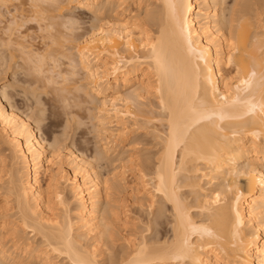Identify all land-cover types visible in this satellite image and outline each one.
I'll list each match as a JSON object with an SVG mask.
<instances>
[{"label": "bare ground", "instance_id": "bare-ground-1", "mask_svg": "<svg viewBox=\"0 0 264 264\" xmlns=\"http://www.w3.org/2000/svg\"><path fill=\"white\" fill-rule=\"evenodd\" d=\"M126 1L0 0V70L28 88L0 81V264H264V0ZM43 95L95 105L97 161L133 126L157 150L108 177L19 108Z\"/></svg>", "mask_w": 264, "mask_h": 264}, {"label": "rangeland", "instance_id": "rangeland-1", "mask_svg": "<svg viewBox=\"0 0 264 264\" xmlns=\"http://www.w3.org/2000/svg\"><path fill=\"white\" fill-rule=\"evenodd\" d=\"M134 1L135 0H127L121 7H126L127 5H130V4H133L134 3ZM233 0H227V2L228 3H231ZM17 2H15L14 1V3H12L11 2V4L9 3L8 5H6V7H7V9H12V8H14V5L16 4ZM5 7V6H4ZM2 8L1 7V9L3 10V11H6V7L5 8ZM89 15L90 14H88V13H86L85 14V19H86V22H85V29H88L89 30V28H90V25H91V28H92V26L93 25H98V24H100V22L98 21V20H96V21H98V22H94V21H92V19L89 17ZM5 16H6V18H7V16H8V14L6 13V15H4L3 17L4 18H2V20L3 19H5ZM88 18H90L91 20H89ZM7 20V19H6ZM88 22V23H87ZM94 22V23H93ZM3 23H5V21L3 22ZM31 25V26H30ZM27 27H32L31 28V30H29V32L31 33V31H32V35H36V36H38V32L39 33H41L40 31H38V26L36 25V23H30V24H28V25H26ZM26 28V27H25ZM25 28H23V30H25ZM33 29V30H32ZM35 31V33L36 34H33V32ZM38 44V43H37ZM17 58V57H16ZM15 58V59H16ZM18 59H20V58H17L16 60H14L13 59V62H11L10 64V66H14V64H16V61L18 60ZM17 65H19V63L17 62ZM16 65V66H17ZM2 66V65H1ZM5 67H6V65H4ZM9 67V68H6V69H8L6 72H5V67L4 68H2L1 70H0V75L1 74H3V72H5V74H3V76H1V77H3V78H1L0 77V81L1 80H4L5 82H8V83H10L11 85H13L12 84V82L14 83V87H13V91H15L16 90V92L18 91V92H20V91H22L21 89H27L28 90V88H26V85H24L23 83V78H24V74H23V68L22 67H20L21 69H18L17 67H19V66H14V67ZM3 67V66H2ZM16 67V68H15ZM21 70V71H20ZM3 71V72H2ZM2 72V73H1ZM7 73V74H6ZM23 75H22V74ZM83 73H81V75H82ZM4 75H6L5 77H4ZM83 77V76H82ZM81 78V77H80ZM85 80H83V81H80L78 84H83V83H85L84 82ZM21 82V83H20ZM18 83V84H17ZM21 84H23L22 86H21ZM73 86V84H69L68 85V87H72ZM19 86V87H18ZM11 87V86H10ZM12 87H11V89H12ZM23 87V88H22ZM14 88H16V89H14ZM18 89V90H17ZM30 92H28V95H31V94H29ZM32 96V95H31ZM31 98H34L33 96L31 97ZM42 98H43V100H45L47 103H45V105L44 104H40V105H34V107H35V109H32V111H30V109H29V111H28V108H25V107H27V105L25 106V104L22 102V100H21V98L20 97H18L17 98V101H18V104H19V108L21 109V111L24 113V114H28L30 117H31V119L33 120V122L36 120L37 121V119H39V118H41V119H39V133H40V135H42V137L44 138L45 137V139L46 140H48L47 142L48 143H50V141L52 142L53 141V139H51V138H54V137H56V136H58L57 138H61L60 140H61V142L64 140V142H62V147H66V145L67 146H70V145H72L73 143L75 144L74 145V148H75V150L77 149L78 151H81L80 153H83L84 154V156L85 157H87L89 160L91 159V161L94 163V165H96V167L98 166L99 167V171L100 172H102L104 175H108V177H113V176H110V175H112L113 173H114V176L116 175L115 173V171H117V170H114V168L116 167V165H118V164H120V162H124V163H126V164H128V165H130L131 163L129 162V160H128V154L130 153V151L131 150H139V149H141V148H150V150H143L142 152V154H147V153H153V152H155L156 150H157V148L156 147H154L153 146V140H152V138H151V136H149V135H145L144 134V132L146 133V131H147V129L148 130H150V128H142V127H138V126H133V130L134 129H136L135 130V132H133L132 134H133V136L134 137H137V138H143V140L141 141V142H137V144L135 143V144H130L129 145V142H128V140H125L124 141V143H122L121 145H125V144H128L127 146H126V149H124V150H126V153H124V152H122V153H124V154H120V153H118V152H111L110 153V155H109V158L108 159H103V160H101V161H97L93 156H94V154H96L97 152H98V149H99V138H98V134H96V132L94 133V129L95 128H93V127H95V125H97V122H96V120H94V121H91V116H89V114L90 115H92V108H94L95 107V105H93L92 103H89V101H86L85 102V100L84 99H87V98H85V96H83V100L84 101H82L81 99H78V101H81V103L80 102H78L77 100H75V102H74V100H72V99H70V100H72V101H70V102H68V100L65 102V103H67V104H65V103H61V104H57V103H55V107H54V105H51L52 103H50V102H48V97H44V95L42 96ZM22 102V103H21ZM77 102L78 103H80V104H77ZM85 102V103H84ZM88 102V103H87ZM50 103V104H49ZM83 103V104H82ZM62 104H64V105H66V107L67 108H65L64 110H62L63 108V105ZM82 104V106H78V105H81ZM62 105V106H61ZM72 105V106H71ZM74 105V106H73ZM90 105V106H89ZM51 106H52V108H51ZM69 106H71V107H69ZM87 107H89V108H87ZM24 108V109H23ZM60 108V109H59ZM71 108V109H70ZM91 108V109H90ZM27 109V110H26ZM38 110V111H37ZM69 111V112H66V111ZM42 111V112H41ZM65 111V112H64ZM71 111V112H70ZM34 112V113H33ZM36 112H37V114H36ZM56 112H59V114H56ZM64 112V113H63ZM77 112V113H76ZM63 113V114H62ZM65 113H67L68 114V116L66 115L65 116ZM78 113H79V115H78ZM34 114V115H33ZM36 114V115H35ZM71 114H72V116H73V114H74V116H73V119L71 120L70 119V117H71ZM27 115V116H28ZM64 115V116H63ZM28 116V117H29ZM41 116V117H40ZM29 117V118H30ZM68 118V120H67V118ZM81 118V119H80ZM31 120V121H32ZM75 120H77V122L75 121ZM93 120V119H92ZM78 121L80 122V124H79V126L77 125L78 124ZM83 121V122H82ZM71 122V123H70ZM74 122V123H73ZM70 123V124H69ZM34 124H35V122H34ZM65 124H67V125H65ZM93 124H95L94 126H93ZM35 125H37V124H35ZM67 127H65V126ZM92 125V126H91ZM74 126H75V128H74ZM77 127V128H76ZM64 128V129H63ZM53 132V133H52ZM61 132V133H60ZM64 133V134H63ZM137 133V134H136ZM60 136V137H59ZM70 136V137H69ZM132 136V137H133ZM63 137V138H62ZM68 137V138H67ZM151 138V139H150ZM151 142H152V144H151ZM65 144V145H64ZM121 148V147H120ZM127 148H129V149H127ZM131 148V149H130ZM156 149V150H155ZM97 150V151H96ZM121 150V149H120ZM122 151V150H121ZM120 155V157H123L122 159H124L125 161H120V159H119V155ZM92 156V157H91ZM111 156H112V158H111ZM119 159H117V158ZM126 157V158H125ZM114 158H115V160H114ZM92 159H94V160H92ZM109 160V161H108ZM111 160V161H110ZM117 160V161H116ZM128 160V161H127ZM113 161H115V162H113ZM111 162V163H110ZM113 162V163H112ZM129 162V163H128ZM116 164V165H115ZM131 166V165H130ZM113 167V168H112ZM101 168V169H100ZM130 168V167H129ZM106 171V172H105ZM129 179H130V177H129ZM130 182V181H129ZM124 186H126L127 187V185H124ZM123 188V186H122V188H121V191L123 190V192H121L120 194H119V198L120 199H122V198H124V199H129V197H131L132 195V191L130 190V187H127V188ZM126 189V190H125ZM125 190V191H124ZM130 190V191H129ZM128 192H130V195L128 194ZM126 193V196L127 197H123V195ZM4 195L5 194H3V192H1L0 193V207H1V205L3 204L4 205V203L2 202V199L4 198ZM129 196V197H128ZM133 197H134V194H133ZM132 198V197H131ZM2 202V203H1ZM142 202H144L143 204L144 205H146L145 203H146V201L145 200H142ZM2 205V206H3ZM136 207H138V204L136 203V205H135ZM146 207V206H145ZM135 208V207H134ZM137 211H139L138 210V208H137ZM136 211V209H135V212L133 211L132 213H131V217L130 218H132V219H130L131 220V222L128 224V225H126L125 227H127L128 229H126L125 227H123V228H125V232H124V230H123V234L124 233H126V231H127V233H128V231L130 232V230L132 231L133 230V228L134 229H136L135 228V226H133V222H138V223H141V224H139L140 226H141V228L143 227V225H144V217H145V213H143V215L142 216H140L141 214H142V212H143V210H141L140 211V213L138 214V212ZM138 214V215H137ZM137 215V216H136ZM135 216V217H134ZM134 217V218H133ZM141 217H142V219H141ZM134 219H138V221L137 220H135L134 221ZM141 219V220H140ZM133 227V228H132ZM130 228V229H129ZM132 228V229H131ZM138 230V232H140L141 230H140V228L139 229H137ZM136 230V231H137ZM140 230V231H139ZM134 231V230H133ZM127 233L125 234V235H127ZM129 234V233H128ZM139 235V234H138ZM137 235V236H138ZM134 236V235H133ZM130 237V238H134V237ZM123 240V239H122ZM120 241V242H118V244H123V243H125L124 242V240L123 241ZM56 260H58V262L60 261L61 263L63 262V260H60V258H57ZM59 262V263H60ZM67 261L65 260L64 261V263L65 264H67L66 263ZM34 263V262H33ZM32 263V264H33ZM36 264V263H35Z\"/></svg>", "mask_w": 264, "mask_h": 264}]
</instances>
